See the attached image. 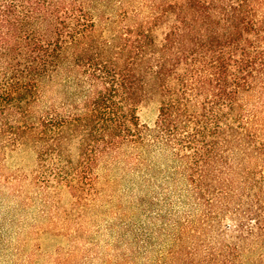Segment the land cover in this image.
I'll list each match as a JSON object with an SVG mask.
<instances>
[{"label":"trees","instance_id":"obj_1","mask_svg":"<svg viewBox=\"0 0 264 264\" xmlns=\"http://www.w3.org/2000/svg\"><path fill=\"white\" fill-rule=\"evenodd\" d=\"M64 59L83 94L45 102ZM124 148L166 161L109 210ZM0 188V264L63 258L44 235L65 264H264V0H0Z\"/></svg>","mask_w":264,"mask_h":264},{"label":"rangeland","instance_id":"obj_2","mask_svg":"<svg viewBox=\"0 0 264 264\" xmlns=\"http://www.w3.org/2000/svg\"><path fill=\"white\" fill-rule=\"evenodd\" d=\"M74 74L75 73L71 71L68 61L65 62L64 59V63L60 67L58 75L50 83L46 84L44 88L45 102L55 101V103L59 105L62 102L65 103V101L79 99L83 94V91L80 85L79 77ZM157 112L158 103L155 100H152L144 103L139 108L138 114L142 123L152 127L154 125ZM141 151L143 152L145 164H140L138 168H135L131 161L133 149L130 148H124L119 152V154H112L102 160L98 167V174L100 175L101 186H104L105 190L102 201L98 203L99 206L110 210V205L112 204L113 207L116 208L118 204L125 201L122 198L124 193L129 194L132 190L135 193L139 191V187L141 185L139 176L141 173L146 174V176H149V174L152 173L157 174L159 166H162V164L166 161V153L164 151H159L156 155L148 154L149 152L146 148H141ZM149 162L154 165V168H152L150 172L148 171L147 165ZM1 165H4V161H2ZM6 165L19 170L21 169V172L29 173L34 167V155L29 151H21L19 154L9 157L6 161ZM158 177L159 173L157 174V179ZM149 185L150 184H143L144 189H150ZM16 187L17 189L19 187L24 194L31 193L32 191L31 186L25 180ZM3 189L4 188H0V190ZM159 189L160 188H157V190ZM67 197L68 196L65 193L62 196L64 201ZM124 205L125 203H123L122 206L125 207ZM36 208L37 207L34 206L32 211L34 212ZM125 211L127 215L132 214L133 218H138L136 210L126 207ZM100 236L101 235H99V237ZM40 241L46 249H49L50 251L60 248L62 253H64V256L60 260L49 259L43 256L39 258V262L46 264H65V238L56 235H44L40 237ZM103 262L93 261L94 264H112L109 261H105V263Z\"/></svg>","mask_w":264,"mask_h":264}]
</instances>
